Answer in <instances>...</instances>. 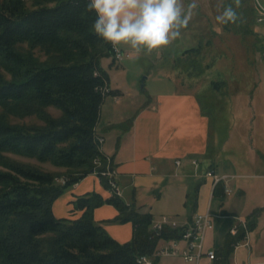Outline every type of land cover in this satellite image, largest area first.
Instances as JSON below:
<instances>
[{
    "label": "trees",
    "instance_id": "obj_1",
    "mask_svg": "<svg viewBox=\"0 0 264 264\" xmlns=\"http://www.w3.org/2000/svg\"><path fill=\"white\" fill-rule=\"evenodd\" d=\"M86 5L87 0H0V264H138L160 242L180 238V230L168 227L156 235L149 214L113 194L106 200L95 193L78 198L75 208L83 212L77 219L53 216L52 204L64 191L90 173L99 176L102 167L95 161L102 164L104 155L95 126L104 99L117 95L100 65L103 57H113L111 44L96 36L95 14ZM26 118L30 122L13 121ZM60 177L64 184L56 182ZM198 186L186 195L190 213ZM104 203L118 209L116 222L133 224L130 241L118 243L94 221L93 209ZM259 212L246 221L248 231ZM243 236L242 229L228 236L219 261L211 264H230Z\"/></svg>",
    "mask_w": 264,
    "mask_h": 264
},
{
    "label": "crops",
    "instance_id": "obj_2",
    "mask_svg": "<svg viewBox=\"0 0 264 264\" xmlns=\"http://www.w3.org/2000/svg\"><path fill=\"white\" fill-rule=\"evenodd\" d=\"M116 48L122 52L129 46L120 44ZM106 59L107 63L101 62L103 69L112 62L111 57ZM107 75L109 88L117 95L104 99L95 134L103 138L101 153L111 157L116 169L119 198L138 212L149 214L152 221L168 216L184 225L195 214L213 215L204 250L214 251L216 261L230 230L242 221L251 222L253 214L260 210L249 231V245L234 249L230 264H264V148L254 155L250 149L243 160L228 157L222 161L217 127L194 92L177 87L154 92L152 102L141 104L136 110H124V92L113 85L110 72ZM209 170L226 179L215 187L213 178L205 175ZM196 184V207L190 213L185 206L186 195ZM225 187L231 190L229 195L224 193ZM90 193L103 200L112 194L99 176L90 173L53 202L54 218H79L83 210L75 208L74 202ZM92 214L112 239L118 243L131 240L133 224L116 222L119 211L114 205L104 203L95 207ZM165 243L160 242L158 247ZM184 246L179 243L180 248ZM211 263L205 256L198 261ZM155 264L188 263L181 257L170 256L156 258Z\"/></svg>",
    "mask_w": 264,
    "mask_h": 264
},
{
    "label": "rangeland",
    "instance_id": "obj_3",
    "mask_svg": "<svg viewBox=\"0 0 264 264\" xmlns=\"http://www.w3.org/2000/svg\"><path fill=\"white\" fill-rule=\"evenodd\" d=\"M188 2L184 0L185 7ZM196 3L197 9L178 39L151 52L136 54L130 47L124 49L122 58L111 57L104 70L110 72L113 85L124 92V110H136L152 102L154 92L174 87L194 92L217 127L221 160H243L250 149L254 155L264 148V18L257 21L264 0H240L238 6L235 0ZM228 5L238 19L217 21ZM192 48L198 50L188 52ZM106 58L100 65L107 63ZM48 111L58 114L53 108ZM13 121L30 122L28 118ZM10 157L36 164L34 160ZM43 168L53 170L48 165Z\"/></svg>",
    "mask_w": 264,
    "mask_h": 264
},
{
    "label": "clouds",
    "instance_id": "obj_4",
    "mask_svg": "<svg viewBox=\"0 0 264 264\" xmlns=\"http://www.w3.org/2000/svg\"><path fill=\"white\" fill-rule=\"evenodd\" d=\"M238 6L240 0H235ZM196 0H87L86 8L95 14L92 28L97 37L114 48L129 46L136 54L151 52L181 36L197 9ZM217 21L235 22L238 17L228 5Z\"/></svg>",
    "mask_w": 264,
    "mask_h": 264
},
{
    "label": "built area",
    "instance_id": "obj_5",
    "mask_svg": "<svg viewBox=\"0 0 264 264\" xmlns=\"http://www.w3.org/2000/svg\"><path fill=\"white\" fill-rule=\"evenodd\" d=\"M264 18V8H260L258 11L257 21H261ZM113 56L115 60H120L124 55L118 48H114L112 45ZM108 92V88L104 89V93ZM99 150L103 143V138L95 136ZM101 152V150H100ZM196 165V161H192ZM95 164L102 167L99 176L104 178L109 190L114 196L119 197L121 195L120 187L117 182V172L112 165L111 157L104 155V162L101 164L100 161L96 160ZM176 164H180L179 161ZM205 175L213 178L214 185L219 183L221 180H225L226 177H218L214 174L213 170H209ZM59 184H64L65 179L60 177L56 179ZM224 193L229 195L231 190L227 187L224 188ZM213 215L209 213L195 214L190 222L180 225L176 220L168 217L162 216L160 219L151 222V230L157 235L160 231L165 228L178 229L180 230L179 239H171L167 241L164 245L158 247L152 256H140L137 258L136 262L138 264H155L154 258L160 257H181L188 264H198V261L205 256L208 261H213L215 259L214 251L204 250V241L207 231H209L213 226ZM238 229L244 231V236L240 242H237L234 249L239 247H247L249 245V231L246 225V221L239 223V227H234L230 230V235L234 236L237 234ZM183 242L185 246L183 248L179 247V243Z\"/></svg>",
    "mask_w": 264,
    "mask_h": 264
},
{
    "label": "water",
    "instance_id": "obj_6",
    "mask_svg": "<svg viewBox=\"0 0 264 264\" xmlns=\"http://www.w3.org/2000/svg\"><path fill=\"white\" fill-rule=\"evenodd\" d=\"M142 87H143V85H142Z\"/></svg>",
    "mask_w": 264,
    "mask_h": 264
}]
</instances>
